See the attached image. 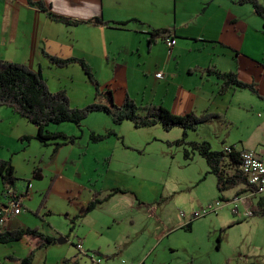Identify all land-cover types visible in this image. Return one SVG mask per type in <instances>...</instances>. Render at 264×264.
Wrapping results in <instances>:
<instances>
[{
  "label": "crops",
  "instance_id": "0c3cea01",
  "mask_svg": "<svg viewBox=\"0 0 264 264\" xmlns=\"http://www.w3.org/2000/svg\"><path fill=\"white\" fill-rule=\"evenodd\" d=\"M30 1L43 2L47 7L49 6L52 14L62 17L71 25L51 20L46 12L31 5ZM238 1L0 0V60L26 65L34 72H40L52 92L66 90L68 95L76 93V98L85 93L86 100L88 95H91L96 101L92 84L87 90V87L84 89L77 87L79 81L86 86L89 83L78 65L57 68L49 62L45 55L61 59H84L93 69L101 87L103 86L102 90L116 88L117 94L114 95V101L117 106H121L128 95L139 105L162 106L174 115L192 112L216 114L221 116V119L205 124L197 132L189 131L188 141H207L215 151L220 152H224L227 148H233L236 152L259 151L264 148V21L252 6L239 5ZM259 1L264 6V0ZM96 18L105 22L118 24L128 22V24L104 26L90 23ZM169 29L174 30L177 40L172 50L162 39H156L154 43L150 42V36L154 31ZM211 65L223 72H234L241 82L254 86V93L247 91L257 96L259 103L257 106H251L250 111H244L247 112L245 121L238 120V116L234 113L230 118V110L245 106L241 103L234 104L233 99L237 91H246V89L233 90L220 96L218 94L219 82L202 72ZM160 70L164 73L162 79L156 77ZM75 77H77V82ZM228 98L230 101L227 104ZM100 100L101 103L104 102V98ZM102 114L104 113L90 115L88 119L97 116L94 119L98 120L103 116L102 118L107 120L105 130L96 132L94 128H91L90 131L103 135L113 130L116 136L105 140L106 145L102 147L95 146L91 142L87 143L84 156L85 159L93 162V168H95L93 172L96 173L90 174L89 180L85 183L74 179L78 183L79 191L85 190L91 195L82 208L81 214L91 202L94 193H100L103 198L113 190L120 189L124 191V194L120 192L114 194L92 213L84 216V219L98 209H103L105 204L110 205L113 198L117 196L120 200L115 202L119 206H127L126 203L129 201L122 197L129 195L134 197V204L164 211L169 210L167 204L170 199L168 201V198L172 196L169 197L170 192L163 190L157 175L158 173L169 175L170 160L175 159H170V156L178 149L176 146H169L168 143L181 139L184 134L183 130L176 128L165 131L162 127L159 129V125L136 129L129 121L114 125L111 118ZM258 114H262V117ZM218 121L221 122L222 128H219L220 132H215L217 137L214 142L211 138L202 136L197 138L198 134L194 135L203 130L206 125ZM255 122L254 126L249 127ZM48 130L68 136L66 131L71 130V127L60 126L53 129L50 127ZM37 133L38 130L30 127L24 118L0 106V147H11L13 143H16L20 152L23 148L26 150L24 158L28 157L32 155L31 152L29 154L32 145L41 149L37 143L32 142ZM76 135L71 133V136ZM28 138L30 142L25 145L24 141ZM75 145L77 142L74 145H66V147ZM180 149L183 151V157L184 150H189L188 147ZM179 152L180 150L178 154ZM17 153L19 152L9 151L7 155ZM197 156H199L197 153H193L190 160H184L191 162ZM2 158L9 159V156ZM11 159L16 168V158L12 156ZM225 167L234 170L228 158ZM79 170L82 169L79 168ZM65 171H67L65 167L56 163L53 173L60 179L61 172ZM99 171L102 173V180L97 177L100 175ZM209 172L208 166L206 178ZM77 175L83 178L80 172H77ZM200 179L201 175H197L192 182L186 181L189 184L182 187L181 192L192 196L191 193L183 191L190 189V183L192 186L195 183L197 185ZM215 182L217 187V178ZM32 185L31 179L24 193V195L27 194V199L23 201V211L16 220L9 224L7 230L30 227L21 216L25 211L24 203L31 197L29 189ZM13 191L18 195H23L20 190L16 191L13 188ZM3 192V180L0 177V201H5ZM165 194L169 195L166 197ZM222 196L221 198L229 203L234 199ZM194 198L189 197L187 201L192 202ZM221 198L217 192L207 195L204 189H201L198 201H193V203L201 209L221 201ZM127 208L132 209L130 206ZM49 209L43 208L40 213L44 215L45 212H49ZM105 212V218L96 224L100 226L95 230L98 237L94 236L90 240L92 233H82L75 229L74 237L78 240L77 243L79 241L82 243L84 251H78L77 243L75 244L74 241L72 243L74 247L66 250L56 249L57 246H63L59 244L48 246L39 250V254L44 251L42 264H97V258L90 257L91 251L95 250L100 252L104 258L109 259L102 261V264H146L143 263L144 258L139 261L135 258L134 252L138 249V245L131 242V237L134 235L133 224L129 226L117 222L119 212L123 214L122 210L118 213L114 212L113 217L109 216L108 210ZM49 213L51 214V211ZM167 218L171 219L170 222L173 220L171 215ZM261 220L264 219L261 218ZM189 223H191V229H194L195 222L190 221L189 218L182 219L180 227H185ZM244 225H246L244 222L232 221L229 227L239 229ZM36 228L39 229L38 226ZM99 230L101 233L98 232ZM65 238L68 239V237ZM20 242L24 244L23 241ZM30 243L34 244L35 241L31 240L26 243L27 249ZM262 244L264 247V237ZM246 262L250 263L247 260Z\"/></svg>",
  "mask_w": 264,
  "mask_h": 264
},
{
  "label": "rangeland",
  "instance_id": "374dc122",
  "mask_svg": "<svg viewBox=\"0 0 264 264\" xmlns=\"http://www.w3.org/2000/svg\"><path fill=\"white\" fill-rule=\"evenodd\" d=\"M75 81L77 82V77H75ZM91 86L90 82L87 86L83 82H77V87L79 89L87 87V90L90 89ZM68 87L69 85L67 88ZM99 87L101 92H105V89L102 90L103 86L101 87L100 83ZM75 90L77 91V88H75ZM108 91H112L113 97L117 94L116 88L113 90L108 89ZM76 96V93H70L69 95L73 106L77 105L84 108L94 102H101L100 98L94 101L95 99L92 98L91 95H88L86 100L85 93H83V96L80 95L77 98ZM229 101L230 99L228 98L226 103L228 104ZM233 102L234 104L241 103L245 106L240 109H231L230 118L234 113L238 116V120L245 121L244 119L247 118L246 115L247 112L250 111V107L257 106L259 99L247 90L237 91ZM98 113L101 114L103 112H94L90 115ZM102 115L109 117L105 113ZM95 117L97 116H94L92 119H88L87 117L82 122V128V125L79 128L76 124L71 122L63 123L61 125L52 124L50 126L52 129L60 126H70L71 130L66 131L67 134H69L68 136H71V133H73L77 134L76 136L79 138V140H77V145L69 147L63 145L62 147H59L56 154H54V149H56L57 146H42L39 144L36 137L32 142L37 143L41 149L39 150V148L32 145L29 149V154L31 152L32 155L30 154L25 158L24 155H26V150L23 148L20 152L19 146L16 143H13L11 147H0V160L10 161L13 165L11 158L12 156L16 158V168L14 169L17 181L15 182L13 188L16 191L20 190L21 194L24 195L27 191L28 184L32 179L33 185L29 189L31 197L26 203H24L25 211L21 218L26 220V223L31 227V229L38 226L39 230L47 236H55L57 239L60 237H68V243L63 246H57L58 248L56 249L66 250L74 247L72 245L73 241L75 244L77 243L78 240L74 237L75 232L70 231V220L76 215L80 216L82 208L91 197L88 191H79L80 188L78 187V183L75 182L74 179L85 183L89 180L90 174L96 173L95 171L93 172L95 169L93 168V162L90 159H85L84 156L87 143L91 142L95 146L100 145V147L106 145L105 141L94 143L90 138L92 133V131H90L92 130L91 128H94L96 132H101L105 130L104 128H106L107 124V120L102 118L103 116L99 117L98 120L94 119ZM251 119H253L252 116ZM255 124L256 122L249 127L254 126ZM29 125L33 129L36 128L32 124ZM220 127L222 128V124L218 121L211 125H206L203 130H200L198 133H194V135L198 134L197 138H200L201 136L211 138L214 142V139L217 137V133L215 132H218ZM159 129H162L161 126H159ZM29 142V140L24 141L25 145H28ZM55 142L63 143L64 140L58 139ZM180 148L177 147V149L180 150V154H178V150L173 149L175 150V153L170 156V159H175L170 160L169 175H161V173H158L157 175L163 190L165 192H170V195L165 194V196H172L168 198V201L170 199V202L167 204L169 210L164 211L153 207L134 204V197L129 195L127 197H122V199L125 198L129 201L126 205L130 206L132 209L128 210L127 206H119L116 204L115 201L120 200L117 196L116 198H113L110 205L105 204L103 209H98L86 219L82 217L81 220L76 223V229L82 233H92L89 237L91 240L94 236L98 237L97 231L95 230L99 229L100 226H97L96 224L100 223L102 218H105V211L108 210L109 216L113 217L114 212L118 213V211L122 210L123 214H120L119 212V219L117 222H120L121 225L129 226L133 224L134 235L131 237V242L138 245V249L134 252L137 261L144 258L143 263L145 262L146 264H247V260L250 262L248 264H264V247H262L264 237V220L254 216H247V209L242 203L224 202L223 208L218 213H210L206 216L193 218V215L196 213H202L208 207L204 206L200 209L195 206L196 203H193V201H198V195L201 189H204L205 194L207 195L211 192L212 194L217 192L219 198L223 195L231 200L235 197H247V194L241 193L242 188H245L244 185L236 187L233 190L220 193L216 187V178L210 174L206 178V172H208L207 161L201 156H197L195 158L196 160L194 159L191 162L185 161L183 151ZM9 151L19 153L15 155H7ZM6 156H9V159L2 158ZM56 163H60V165L65 167L67 170L65 172H61L62 177L60 179H58L53 173L56 169ZM38 167L43 168V174L45 177L42 180H36L33 177V172ZM79 168L82 170L80 171ZM226 171L228 174L233 173V170L227 167ZM77 172H80L83 175V178L79 177ZM98 173L100 175L97 177L102 180V173L100 171ZM197 175H201V179L198 181V184L196 185L195 183L192 186V183H190V189L183 191L191 193L192 196H190V194L182 193V187L188 186L187 184H189L186 183V181L192 182ZM167 177L168 180H166ZM54 178H56V181L52 187L53 190H50L51 183ZM5 192L6 191L3 193ZM45 193L47 196L45 208H50L49 212L51 211V214L49 212H45L44 215L40 213L39 216H36L34 212L40 206ZM189 197L195 198L191 200L192 202H188L187 199ZM257 198L258 197L248 198L246 206H252V204L257 201ZM236 206L238 208V215L233 213V209H235ZM66 214H69L71 217H66ZM168 215H171V217L173 216V220L171 222V219L167 218ZM187 218H189L190 221L195 222L194 229H191L190 231L186 230L185 227H180L182 219ZM232 221L244 222L246 225L240 227L239 229L236 227L230 228L229 225ZM256 222L258 224H254ZM14 224L16 225V223ZM6 231L10 230L3 229L0 230V233ZM98 232L101 233L100 230ZM220 236L221 243L220 247H218V238ZM29 241H31V239L23 240L24 244H21L20 241L5 245L0 244V264H9L5 261V258L8 256H28L30 248L33 245L30 243L29 248L27 249L26 243ZM97 252L98 251L96 250L91 251V254L95 253V257L104 262L109 260L101 256L100 252ZM40 253L41 254H39L38 251L35 254V264H42L44 261V251H41ZM123 262L125 263V261H122V263Z\"/></svg>",
  "mask_w": 264,
  "mask_h": 264
},
{
  "label": "trees",
  "instance_id": "16d2710c",
  "mask_svg": "<svg viewBox=\"0 0 264 264\" xmlns=\"http://www.w3.org/2000/svg\"><path fill=\"white\" fill-rule=\"evenodd\" d=\"M30 4L36 6L39 10L46 12L51 20L57 23L71 25L70 22L62 17L52 14L49 10V6L47 7L43 2L30 1ZM238 4L252 6L257 15L264 21V6L259 0H239ZM90 23L104 26H125L128 24V22L123 24L105 22L99 18L94 19ZM170 37L175 38L174 30H158L151 34L150 42L154 43L156 39H162L165 41ZM45 56L48 58L49 62L57 68H67L71 65H78L89 82L94 86L96 99L104 98V102H100L101 104L94 102L84 108L74 107L71 104L67 91L60 90L58 92H52L40 72H34L26 65L0 60V106L12 110L14 113L24 118L29 124L35 126L38 129L36 139L41 145L45 147L51 145L57 146L56 149H54V154H56L59 147H62L63 145H74L79 138L77 136H66L61 133L50 132L48 128L52 124L60 125L71 122L80 128L82 125L81 123L89 117L90 114L94 112H103L111 118L114 125H121L122 123L129 121L136 129L151 128L159 125L165 131H171L176 128L183 130V137L174 142H169L168 145L188 147L189 150H184L185 160H190L193 153H197L199 156L203 157L208 163L210 169L209 173L217 178V188L220 193L233 190L241 185L245 186V188H242V194H248L249 192L254 193V189L249 187L246 179L241 171H239L240 153L242 151L236 152L231 148V153H227L226 151L220 152L215 151L207 141H188L187 133L189 131L197 132L205 124H208L215 119H221V116L208 112L202 114L192 112L174 115L162 106L154 104L139 105L128 95L123 104L117 106L112 91L107 90L101 92L99 82L93 69L84 59H61L48 54ZM202 72L209 77L215 78L219 82L218 94L220 96L226 95L237 89H246L253 93L255 92L253 85L241 82L237 74L234 72H223L212 65ZM113 136H116L115 131L109 130L103 135L92 132L90 138L92 142L99 143ZM58 139H62L64 142H55ZM27 140H29V138ZM227 158L229 159L231 167L234 169L233 174L231 175L227 173L225 167ZM0 177L3 180L4 191H13L17 178L15 176V169L10 161L0 160ZM33 177L36 180H42L44 178L42 168H36L33 172ZM55 181L56 178L52 180L50 190ZM119 192L124 193L123 190L115 189L103 198H101L100 193H94L91 202L83 209V213L70 220V231H75L76 223H78L82 217L88 215L104 201ZM46 197L45 193L40 206L34 213L36 216H39L41 210L45 208ZM255 197L258 198L250 207L251 212L254 217L264 219V194H257L254 198ZM221 201L227 202L224 198H221ZM66 217L69 216L67 215ZM185 229L190 231L191 223L185 226ZM26 239L35 241L30 248L28 256L25 258L8 256L5 258L6 263L33 264L36 252L45 249L48 246L57 244V238L45 235L38 228L31 229L18 227L17 229L0 233V244L4 245ZM220 243L221 236L218 238V247H220Z\"/></svg>",
  "mask_w": 264,
  "mask_h": 264
},
{
  "label": "built area",
  "instance_id": "2783aa9c",
  "mask_svg": "<svg viewBox=\"0 0 264 264\" xmlns=\"http://www.w3.org/2000/svg\"><path fill=\"white\" fill-rule=\"evenodd\" d=\"M165 43L167 47L172 50L177 44V40L174 37H170L165 40ZM163 75V71L160 70L157 72L156 77L162 79ZM258 116L262 117V114H258ZM225 151L231 153L232 149L227 148ZM239 169L249 187L254 189V193L249 192L247 197H236L233 199L232 203H242L247 209V216H253L250 209L251 206L247 207L246 201L248 198H253L257 194H264V148L259 151H242L240 153ZM25 199H27V194L18 195L12 190H8L4 193L5 201H0V230H7L9 224L21 215L23 211V201ZM223 204V201H217L216 203L209 205L202 213H196L193 215V218L206 216L210 213H218L223 208ZM233 213L236 215L238 214L237 206L233 209ZM76 248L78 251H84L83 245L80 241L77 243ZM94 254L90 255L92 259H95L96 255ZM96 263L102 264V260L96 259Z\"/></svg>",
  "mask_w": 264,
  "mask_h": 264
},
{
  "label": "water",
  "instance_id": "95a60500",
  "mask_svg": "<svg viewBox=\"0 0 264 264\" xmlns=\"http://www.w3.org/2000/svg\"><path fill=\"white\" fill-rule=\"evenodd\" d=\"M67 243V239L65 237H60L57 239V244L64 245Z\"/></svg>",
  "mask_w": 264,
  "mask_h": 264
}]
</instances>
